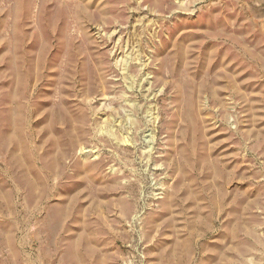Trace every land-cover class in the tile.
I'll list each match as a JSON object with an SVG mask.
<instances>
[{
  "label": "rangeland",
  "instance_id": "374dc122",
  "mask_svg": "<svg viewBox=\"0 0 264 264\" xmlns=\"http://www.w3.org/2000/svg\"><path fill=\"white\" fill-rule=\"evenodd\" d=\"M0 264H264V0H0Z\"/></svg>",
  "mask_w": 264,
  "mask_h": 264
}]
</instances>
